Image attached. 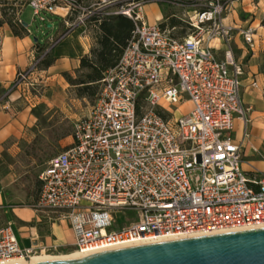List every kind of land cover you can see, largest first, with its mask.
Returning <instances> with one entry per match:
<instances>
[{
  "label": "built area",
  "instance_id": "built-area-1",
  "mask_svg": "<svg viewBox=\"0 0 264 264\" xmlns=\"http://www.w3.org/2000/svg\"><path fill=\"white\" fill-rule=\"evenodd\" d=\"M9 1L31 4L41 20L46 13L60 16L65 30L49 36V45L16 72L4 95L31 80L48 49L74 27H86L90 15L122 13L134 25L90 111L74 121L71 141L39 173L35 206L70 219L73 240L65 249L87 255L264 226V169L241 166L251 132L243 67L232 48L235 32L252 43L254 29L225 21L233 0H160L185 9L189 31L182 35L146 19L144 6L153 0ZM186 102L187 110L171 112L170 106ZM236 118L243 121L240 139L233 136ZM117 210L134 214L112 228ZM43 250L23 245L13 221L0 222V263L28 261Z\"/></svg>",
  "mask_w": 264,
  "mask_h": 264
},
{
  "label": "rangeland",
  "instance_id": "rangeland-1",
  "mask_svg": "<svg viewBox=\"0 0 264 264\" xmlns=\"http://www.w3.org/2000/svg\"><path fill=\"white\" fill-rule=\"evenodd\" d=\"M84 2L89 3L87 0ZM148 2H154L162 10L163 17L160 20L167 22L170 16L175 15L182 23H186L187 15L184 8L160 0ZM114 4L115 2L110 4L109 8L114 9ZM12 7L17 19L21 9V21L19 19L18 21L26 23V28L32 32L33 39L37 37L38 42L45 43L40 50H37L35 56L49 45L46 44L49 36L55 35L63 26L65 29V22L58 15L46 13V18L41 20L34 14V8L29 3L21 6L11 4L8 0H0V8H4L8 15L12 13ZM146 19L151 20L152 15L146 14ZM171 31L180 35L188 32L189 28L188 25L183 24L172 28ZM47 52L53 53L51 47ZM40 60L32 74V79L18 87L20 94L18 99L22 104L31 106L32 122L24 127L17 144L18 148L5 150L0 160V184L7 196V206L0 209V222L13 221L21 243L34 244L44 249L39 254H63L70 251L65 247L73 240L70 219L60 211L35 206L41 188L39 173L48 160L43 161V158L58 153L71 141L74 121L88 114L96 97L77 96L74 87L64 76L68 84L64 86L62 82L63 86L59 84L50 86L41 74L43 67L39 66ZM67 71L74 74L75 68ZM29 81L33 84L28 83ZM188 107L187 102L170 106L174 114H179ZM246 116H248L247 108ZM67 131L70 133L61 136ZM127 212L130 215L134 214L133 210ZM111 218L112 228H119L126 222L123 210H117Z\"/></svg>",
  "mask_w": 264,
  "mask_h": 264
},
{
  "label": "crops",
  "instance_id": "crops-1",
  "mask_svg": "<svg viewBox=\"0 0 264 264\" xmlns=\"http://www.w3.org/2000/svg\"><path fill=\"white\" fill-rule=\"evenodd\" d=\"M144 8L146 14L152 15L149 21L160 20L163 17L162 10L154 2L146 3ZM20 11L17 15L19 20ZM225 15V21L254 29L252 43L235 32L232 48L236 61L243 67L242 96L244 105L248 109V126L251 132L243 146L241 166L245 170L251 167L264 169V24L261 23V17L264 15V0H233ZM44 44L33 39L32 32L28 28L19 35L15 34L8 23L0 26V160L5 150L18 148L17 144L24 127L32 122L31 106L22 104L18 99L20 87L6 95L4 93L16 72L26 67L37 54L38 46ZM90 44L91 35L86 32L85 25H78L64 35L51 48L55 56L53 63L41 69L45 82L50 86L62 85V82L64 86L68 84L61 74L62 71L76 68L80 56L89 51ZM220 47L222 44L217 43V52L222 55ZM253 80L257 81V86L251 84ZM242 128L243 121L236 118L234 138H241ZM6 206L7 196L0 184V209Z\"/></svg>",
  "mask_w": 264,
  "mask_h": 264
},
{
  "label": "water",
  "instance_id": "water-1",
  "mask_svg": "<svg viewBox=\"0 0 264 264\" xmlns=\"http://www.w3.org/2000/svg\"><path fill=\"white\" fill-rule=\"evenodd\" d=\"M0 264H264V226L132 244L77 258Z\"/></svg>",
  "mask_w": 264,
  "mask_h": 264
},
{
  "label": "trees",
  "instance_id": "trees-1",
  "mask_svg": "<svg viewBox=\"0 0 264 264\" xmlns=\"http://www.w3.org/2000/svg\"><path fill=\"white\" fill-rule=\"evenodd\" d=\"M12 10V13L8 15L4 8H0V26L8 23L15 34L20 35L26 31V27L18 21L14 13V7H12ZM77 13L78 11H75L68 18L73 19ZM181 23L182 21L175 15L170 16L167 22L165 20L159 21L162 27L188 25L187 23ZM261 23L264 24V15L261 17ZM85 24L86 28L91 31L89 51L80 56L79 65L75 68L74 74L67 70L63 71L62 74L68 83L74 87L77 96L93 98L97 97L99 93V84L104 72L118 62L123 48L132 35L134 25L132 19L122 13L104 16L92 14L86 19ZM64 30L62 29L60 32ZM173 34L175 33L173 32ZM182 34L184 33L180 35ZM41 46H38V50L41 49ZM54 59L53 53L46 52L41 58L39 66L46 68L53 63ZM69 133L70 131L64 132L61 136ZM50 157H44L43 161ZM124 217H129L127 211H124Z\"/></svg>",
  "mask_w": 264,
  "mask_h": 264
},
{
  "label": "bare ground",
  "instance_id": "bare-ground-1",
  "mask_svg": "<svg viewBox=\"0 0 264 264\" xmlns=\"http://www.w3.org/2000/svg\"><path fill=\"white\" fill-rule=\"evenodd\" d=\"M129 223H131V219H129ZM83 254L75 249H71L70 251L63 253V254H37L31 257L28 261H36L41 259H53V258H77L82 256Z\"/></svg>",
  "mask_w": 264,
  "mask_h": 264
}]
</instances>
